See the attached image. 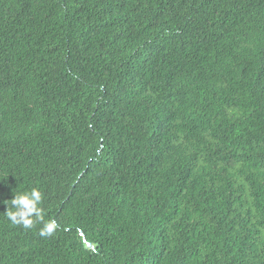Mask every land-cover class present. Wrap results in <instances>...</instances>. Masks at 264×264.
I'll return each instance as SVG.
<instances>
[{"label":"trees","instance_id":"obj_1","mask_svg":"<svg viewBox=\"0 0 264 264\" xmlns=\"http://www.w3.org/2000/svg\"><path fill=\"white\" fill-rule=\"evenodd\" d=\"M0 264H264V0H0Z\"/></svg>","mask_w":264,"mask_h":264},{"label":"clouds","instance_id":"obj_2","mask_svg":"<svg viewBox=\"0 0 264 264\" xmlns=\"http://www.w3.org/2000/svg\"><path fill=\"white\" fill-rule=\"evenodd\" d=\"M43 193L38 188L15 195L11 200V209L6 211L7 219L13 225H21L25 229L33 228L35 224L42 223L39 230L41 237H51L58 228L54 219H44V209L41 207Z\"/></svg>","mask_w":264,"mask_h":264}]
</instances>
